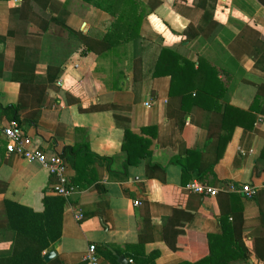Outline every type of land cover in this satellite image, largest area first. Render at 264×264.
I'll return each mask as SVG.
<instances>
[{
	"label": "crops",
	"instance_id": "obj_1",
	"mask_svg": "<svg viewBox=\"0 0 264 264\" xmlns=\"http://www.w3.org/2000/svg\"><path fill=\"white\" fill-rule=\"evenodd\" d=\"M23 1L0 0V129L17 116L34 148L62 158L68 180L82 165L77 151L92 158L61 214L53 204L44 217L45 199L58 198L50 192L55 181L39 164L8 154L0 136V263L36 252L33 239L49 242L58 231L41 252L43 261L54 253L45 264H84L90 245L99 264L122 258L126 264H197L210 253L209 236L233 224L242 230L249 263L264 264V0H135L137 8L121 0L114 12L145 13L141 40L120 37L112 46L103 39L114 18L95 0H58L63 24L44 10L50 0L34 3L33 11L50 20L48 36L65 39L67 30L82 36L57 80L47 73L45 51L34 54L33 76L12 73L17 53L9 11ZM171 48L186 53L188 69L197 71L200 61V73L217 74V83L206 77L208 85H199L204 74L193 79L182 129L168 116L170 76L150 72L162 49ZM12 106L18 111L8 110ZM126 130L151 142L149 158L137 165H126ZM188 149L197 155L184 161V174L175 162ZM193 181L220 192L191 193L185 187ZM241 185L255 187L256 198L228 191Z\"/></svg>",
	"mask_w": 264,
	"mask_h": 264
},
{
	"label": "trees",
	"instance_id": "obj_2",
	"mask_svg": "<svg viewBox=\"0 0 264 264\" xmlns=\"http://www.w3.org/2000/svg\"><path fill=\"white\" fill-rule=\"evenodd\" d=\"M44 0H26L18 7H14L9 11V29L8 34L11 36L16 45L17 59L13 68V74H23L33 76L35 73V66L38 62V59H35L34 54L41 53L45 51L43 56L44 61L47 62V73L49 76L55 77L57 80V74L61 71L62 67L67 63L72 54L79 49L83 42L82 36L79 34L75 35L73 32L67 30V37L65 39H59L46 34L50 20L42 18L40 15H37L33 9L32 4H37L40 7L44 5ZM90 1V0H87ZM131 7L137 8L135 6V0H128ZM122 3L121 0H95L94 6L107 13L109 16L114 18V23L111 28L108 30L107 34L104 35L103 42L107 43L109 46H112V39L123 38L126 41H138L141 40L138 34V28L140 21L144 12L136 13L132 11L131 13L127 12H114L113 8L119 6ZM64 3H61L58 0H50L48 6L44 10H48L50 14H56L55 21L57 23H64V15H60L58 9L63 6ZM57 12V13H56ZM26 56H24V52ZM23 56V58H19ZM186 53L181 54L175 49H162L160 52V57L158 58L157 63L151 69L152 76L159 75H168L171 78L170 86V109L168 116L177 120L179 129L185 124L186 111L184 109V104L187 102L186 97L190 95L189 88L193 87V79L199 74H204L205 78L201 77L199 80V85H208L210 84L208 80L214 81L217 83L216 73H200V68L202 67V62L198 61L197 71H194V65H191V69L187 68L189 62L186 61L184 56ZM31 58H34L33 60ZM40 61V59H39ZM199 72V73H198ZM2 73V69H0ZM207 77V79H206ZM1 78V77H0ZM174 88H177V94L174 95ZM188 89V90H187ZM8 110L13 112L18 111V107L12 106ZM11 121H16L19 123L17 116H15ZM145 129H141V132ZM142 134H134L132 131H124L123 143L121 146L122 151L126 154V165H137L141 159H148L150 156L149 146L151 142L149 140L143 139ZM229 137H227V140ZM80 154V158L83 159L81 167H75L76 176L74 179L69 180V182L75 186L83 173V169L88 167L90 157L92 155L87 153L86 150L82 149L77 151ZM197 152L195 149H188L184 157L178 158L175 163L180 164V167L184 174L188 171L184 166V161L191 159ZM151 167V166H150ZM153 167V165H152ZM199 169H196L197 179L205 175L206 172L211 171L205 169L198 177L197 172ZM77 180V181H76ZM90 183V182H89ZM201 183V182H200ZM67 199L58 197L56 199H45V214L42 216H48L50 212V207L55 204L59 209V215L61 210L65 205ZM54 205V206H55ZM230 215V214H227ZM41 216V217H42ZM234 220V219H233ZM263 227H264V223ZM60 236V233L57 231L55 235L50 237V241L47 242L46 239H43V243H40L41 237L38 239H33L34 247L38 245L36 252H24L23 254L14 253L9 258L10 263L14 264H45L43 257L41 256L42 250L48 248L50 242L55 241ZM242 230L238 229L236 226L222 224V233L219 236H209V255L204 256L197 261V264H232L234 261H241L242 264H250V253L246 249L242 240ZM256 245V241H255ZM223 247L222 251L214 252L213 247ZM212 249V250H211ZM256 258H260V255L255 252ZM2 264V263H0ZM234 264V263H233Z\"/></svg>",
	"mask_w": 264,
	"mask_h": 264
},
{
	"label": "built area",
	"instance_id": "obj_3",
	"mask_svg": "<svg viewBox=\"0 0 264 264\" xmlns=\"http://www.w3.org/2000/svg\"><path fill=\"white\" fill-rule=\"evenodd\" d=\"M146 107H149V104H146ZM0 136L4 140L5 151L8 154L16 155L27 163H37L48 172L55 181L50 188L52 194L68 199L75 193V187L66 177L65 164L62 158L54 156L49 159L42 150L34 148L32 140L24 133L19 123L11 121L8 126L0 129ZM185 188L191 193L205 197H216L220 192L214 187L197 181L189 183ZM228 191L239 193L246 200H253L258 195V190L250 185H241L239 188L231 186ZM135 205H138V202H135ZM75 219L81 220L82 214L77 213ZM83 260L84 264H99L94 245L88 247Z\"/></svg>",
	"mask_w": 264,
	"mask_h": 264
},
{
	"label": "water",
	"instance_id": "obj_4",
	"mask_svg": "<svg viewBox=\"0 0 264 264\" xmlns=\"http://www.w3.org/2000/svg\"><path fill=\"white\" fill-rule=\"evenodd\" d=\"M54 256V253L53 252H50V253H48L45 257H44V261H48V260H50L52 257ZM126 259H121V264H126Z\"/></svg>",
	"mask_w": 264,
	"mask_h": 264
}]
</instances>
